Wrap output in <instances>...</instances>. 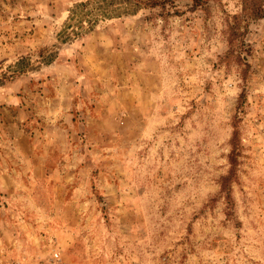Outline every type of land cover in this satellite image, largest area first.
I'll use <instances>...</instances> for the list:
<instances>
[{"label":"rangeland","instance_id":"1","mask_svg":"<svg viewBox=\"0 0 264 264\" xmlns=\"http://www.w3.org/2000/svg\"><path fill=\"white\" fill-rule=\"evenodd\" d=\"M190 3L0 0V264H264V18Z\"/></svg>","mask_w":264,"mask_h":264},{"label":"trees","instance_id":"2","mask_svg":"<svg viewBox=\"0 0 264 264\" xmlns=\"http://www.w3.org/2000/svg\"><path fill=\"white\" fill-rule=\"evenodd\" d=\"M137 5L143 6L144 8H160L162 13H169V8L174 7L178 0H134ZM190 1L191 10H202L205 13L209 12L210 3L217 0H187ZM241 10L239 13L230 16L227 23V39L229 43V51L226 57L236 54L239 57L242 56L245 48V40L243 39L249 22L260 20L264 18V0H240ZM168 9V10H167ZM245 24V26L243 25ZM237 133L233 136V141L237 140ZM237 152V150H236ZM237 155V154H236ZM235 160H231V164H234ZM233 171L230 173L223 182V188L225 182L230 180Z\"/></svg>","mask_w":264,"mask_h":264}]
</instances>
